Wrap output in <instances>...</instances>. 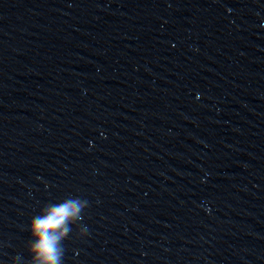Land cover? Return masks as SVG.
Wrapping results in <instances>:
<instances>
[{
	"label": "water",
	"instance_id": "95a60500",
	"mask_svg": "<svg viewBox=\"0 0 264 264\" xmlns=\"http://www.w3.org/2000/svg\"><path fill=\"white\" fill-rule=\"evenodd\" d=\"M208 1L0 0V264L69 198L62 264H206Z\"/></svg>",
	"mask_w": 264,
	"mask_h": 264
},
{
	"label": "clouds",
	"instance_id": "9594fccd",
	"mask_svg": "<svg viewBox=\"0 0 264 264\" xmlns=\"http://www.w3.org/2000/svg\"><path fill=\"white\" fill-rule=\"evenodd\" d=\"M87 203L80 198L65 199L60 203L45 205L44 214L32 218L29 229L35 242L27 247L31 256L28 264H62V241L70 233L71 226L82 219L81 214ZM85 231L81 228L80 234L83 235Z\"/></svg>",
	"mask_w": 264,
	"mask_h": 264
}]
</instances>
